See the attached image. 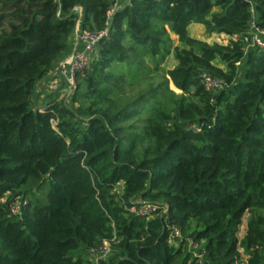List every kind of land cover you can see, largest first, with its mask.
<instances>
[{
    "label": "trees",
    "instance_id": "16d2710c",
    "mask_svg": "<svg viewBox=\"0 0 264 264\" xmlns=\"http://www.w3.org/2000/svg\"><path fill=\"white\" fill-rule=\"evenodd\" d=\"M116 2L0 0V264H90L104 238L100 264H235L238 246L239 264H264V46L187 32L199 22L242 34L252 16L262 26L264 0ZM78 18L105 32L75 73L76 104L36 107ZM170 48L161 79L119 91L146 70L131 52ZM203 72L222 85L207 88Z\"/></svg>",
    "mask_w": 264,
    "mask_h": 264
},
{
    "label": "rangeland",
    "instance_id": "374dc122",
    "mask_svg": "<svg viewBox=\"0 0 264 264\" xmlns=\"http://www.w3.org/2000/svg\"><path fill=\"white\" fill-rule=\"evenodd\" d=\"M122 2L121 0H117L116 4L114 5V7L119 6V4L121 5ZM165 27L168 28L167 25H165ZM76 28V27H75ZM168 30V29H167ZM187 32L189 35L198 38L200 40H203L205 42L208 43H212V42H219V43H227L229 42L231 39H235L236 38V34H225L223 32H216V31H209L206 29V26L202 23L199 22H191L188 24L187 26ZM168 36L170 38L171 41V47H173L176 44H180V40L178 38V35L175 34L173 31L168 30ZM258 38V36H257ZM256 38V39H257ZM260 41H264V33L260 35ZM78 43L81 42V39H77ZM258 45L257 41H254V43H252L251 41L249 43H247V46H255ZM260 45V44H259ZM262 46V45H260ZM93 53V52H92ZM139 51H137L136 53H130V56L132 58H135L137 61V64H143L146 65V70H144V75L138 76V77H134V78H130L127 77L125 80L127 81L123 88H120L119 91H122L124 89L125 91L130 90V85L129 82L131 80H134L135 82L140 81L142 84H147V82H153L155 83V80H159L161 79L166 73V70L170 67H172L173 65H175L176 63V59L173 56V52L172 49L170 48V51L165 53L164 56L159 59L158 56L160 55H156V56H150L148 54H144L142 55L141 53L138 54ZM66 57V56H65ZM63 57V58H65ZM90 58H92V54L90 55ZM62 60V59H61ZM61 60H59V62L57 63V68H55L52 71H49L48 73H46L44 75V77H42L41 79L38 80L37 85H36V89L35 92L32 95V103L34 106L39 107L42 106L45 102H47V99L51 98V97H56L57 99L63 100V102L67 103L68 105H75L76 102H73L71 100L72 98V92L75 88V84L74 86L67 87V81L65 76L62 73V68H61ZM116 64H118L117 62H115ZM214 65H217L221 68H225V64L217 59H215L213 61ZM121 68H119L120 70L125 68V64L120 65ZM131 69L133 71L134 69V65L131 64ZM59 74H61V76H59L57 78V76ZM57 78V79H56ZM75 79H74V83H75ZM114 83V80L109 81ZM169 88L173 89L174 91L178 92L179 90L176 89L171 82H169ZM246 218H247V212H245L242 216L241 219V223L239 224L238 230H237V234L238 237H241L244 232H245V227H246ZM194 245V244H193ZM238 250H239V256L238 259H236L235 264H239V263H243L246 259L247 253H245L242 249L241 246H238Z\"/></svg>",
    "mask_w": 264,
    "mask_h": 264
},
{
    "label": "built area",
    "instance_id": "2783aa9c",
    "mask_svg": "<svg viewBox=\"0 0 264 264\" xmlns=\"http://www.w3.org/2000/svg\"><path fill=\"white\" fill-rule=\"evenodd\" d=\"M113 10V9H112ZM79 12L81 14V7H79ZM105 30H87L81 29L80 31V39L79 46L74 48L69 55L61 60V68L62 73L66 78L67 87L74 86L75 73L83 70L84 68L89 66L90 63V55L94 51L96 47V43L100 36L104 34ZM264 33V25L260 26L256 23L255 16L249 21V25L245 33L236 34V38L239 37L246 43L250 41L254 43V41L258 42V45L264 46V41H260V35ZM258 36V38H257ZM257 38V39H256ZM204 85L207 88H217L222 85V80L218 76L211 75L209 73L203 72L201 74ZM156 204L149 201H142L139 210L141 211H151L156 208ZM19 209L18 203H14L11 206L12 212H17ZM134 207H131L133 210ZM172 235L178 236L180 235L179 229L174 226ZM111 250V240L104 238L101 244L96 246H91L87 249V259L90 264H100L102 259H105L106 256L110 253Z\"/></svg>",
    "mask_w": 264,
    "mask_h": 264
},
{
    "label": "crops",
    "instance_id": "0c3cea01",
    "mask_svg": "<svg viewBox=\"0 0 264 264\" xmlns=\"http://www.w3.org/2000/svg\"><path fill=\"white\" fill-rule=\"evenodd\" d=\"M122 2H125L126 0H121ZM80 20H79V18L77 19V22H76V25H75V29H74V32L68 37V41H67V46H66V48H65V51H64V54H63V56H62V58L61 59H63V57H65V56H67V55H69L70 54V52H72V50L74 49V48H77V47H80L79 45V43H78V41H77V39L79 40L80 39V31H81V26H80ZM60 59V60H61ZM58 62H59V60H58ZM57 62V63H58ZM57 63L49 70V71H52V70H54L55 68H57ZM48 71V72H49ZM47 72V73H48ZM58 75V74H57ZM59 76H61V74H59L58 76H57V78L59 77ZM44 77V76H43ZM56 78V79H57ZM59 79V78H58Z\"/></svg>",
    "mask_w": 264,
    "mask_h": 264
}]
</instances>
